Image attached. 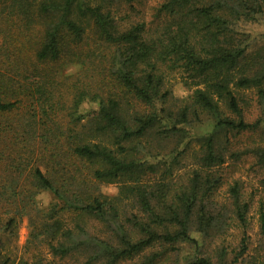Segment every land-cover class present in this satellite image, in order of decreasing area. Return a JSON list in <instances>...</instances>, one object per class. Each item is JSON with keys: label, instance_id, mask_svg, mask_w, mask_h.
I'll list each match as a JSON object with an SVG mask.
<instances>
[{"label": "trees", "instance_id": "trees-1", "mask_svg": "<svg viewBox=\"0 0 264 264\" xmlns=\"http://www.w3.org/2000/svg\"><path fill=\"white\" fill-rule=\"evenodd\" d=\"M26 3L12 0L9 11L25 16ZM263 6L264 0H166L162 10L171 17L147 31L143 24L122 28L110 0H40L35 5L32 16L42 23L43 32L33 55L27 57L12 41L0 49V159L12 152L10 166L19 173L24 163L26 168L36 159L39 165L28 170L35 193L50 191L62 211L78 223L93 220L101 232L88 235L77 224L76 235L85 242L71 245L73 230L62 229L54 219L39 234L46 233L41 237L55 243L53 256L67 257L77 248L81 264H110L155 243L197 245L192 228L204 239L219 235L214 225L223 221L224 206L227 211L230 207L234 220L244 222L247 206L241 205L237 181L228 186L226 205L213 206L217 204L211 197L219 184L214 168L225 162L221 133L255 127L243 120L240 95L255 91L264 103V55L247 54L225 32L226 26L245 14L259 13ZM89 32L100 57L92 48L84 50ZM82 55L100 58L102 78L92 86L65 88L72 93L66 103L58 69ZM171 74L194 89L191 105L175 114L166 106ZM91 94L88 102L97 103V109L76 117ZM190 109L194 116L200 110L214 120L212 132L199 140L197 168L185 177L175 176L136 158L135 143L147 137L161 117L170 121L162 133L174 134L177 125L188 121ZM259 152L264 159V150ZM113 183L120 186L116 198L96 193L98 185ZM20 212L17 215L31 222L29 212ZM14 216L7 219L6 229L13 226ZM260 222L263 232V215ZM213 257L221 264L224 251L195 257L188 264H214Z\"/></svg>", "mask_w": 264, "mask_h": 264}, {"label": "rangeland", "instance_id": "rangeland-1", "mask_svg": "<svg viewBox=\"0 0 264 264\" xmlns=\"http://www.w3.org/2000/svg\"><path fill=\"white\" fill-rule=\"evenodd\" d=\"M11 1L0 0V49H4L6 43L11 44L12 41L29 57L38 48L43 32L42 23L33 17L35 5L40 0H21L28 5L25 16L9 11ZM210 1L204 0V3ZM110 3L115 21L122 28L143 24L147 31H153L156 26L163 25L168 16L171 17L170 13L162 10L166 0H110ZM200 33L201 27L198 28V37ZM225 33L233 45L240 47L247 54L264 55V6L259 13L245 14L239 21L226 26ZM88 36L90 39H85L83 43L84 50L93 49L92 33L89 32ZM93 50L95 56L100 57V50L97 47ZM78 58L79 61L66 63L58 69L60 77H63L58 85L62 86L63 100L66 103L72 93L71 90L65 92V88L73 85L78 88L92 86L102 78L98 75L102 71L100 58L87 55ZM166 81L171 89V97L166 105L168 110L175 114L182 107L191 105L190 98L194 89L184 86L181 77L176 74H171ZM91 96L92 94L84 99L85 102L79 107L76 117L97 109V103L88 102ZM240 96L243 99L240 103L243 120L255 127L239 134L221 133L220 142L221 147H224L225 162L214 168L219 184L211 201L217 204L213 205L217 208L226 205L228 186L237 181L240 185L241 205L247 206L244 222L234 220L230 207L227 211L224 206L223 221L214 225L221 233L213 234L210 240L202 238L192 228L190 236L197 245L179 243L167 246L155 243L139 253L110 264H188L195 257H203L210 252L219 255L221 251H224L225 255L221 264H264V231L262 232L260 222L261 215L264 216V159L258 155L260 150H264V103L258 100L255 91H245ZM191 112L192 109L186 123L176 126L178 132L174 134L162 133L170 126V121L161 117L153 131L135 143L136 158L155 165L161 172H172L175 176L185 177L193 168H197L196 157L201 154L202 145L199 140L212 132L214 120L212 115L206 112L196 110L197 116ZM10 155L13 156V153L6 151L5 157L0 159V192L3 193V196H0V264L3 260H8V264H81L83 258L80 249L74 248L72 254L67 257L53 256L50 248L55 243L50 242L49 237H41L46 233L40 236L39 234L56 219L62 229L73 230L74 236L69 244L75 245L85 242L84 236L76 235L77 224L83 227L88 235L95 232L98 236L101 234L98 231L100 225L89 218L78 223L70 212L61 210V203L48 190L41 189L35 193L36 189L28 170L33 165H39V162L34 159L26 168L24 163V168L19 173L11 169V158L15 157ZM41 169L46 171L45 167ZM12 190L14 196L11 194ZM119 191L118 184H100L96 193L111 199L116 198ZM22 208L32 215L31 222L27 217L17 215ZM127 209L129 210V207ZM10 216H14L15 221L13 226L6 229L5 223ZM126 228L129 229L128 226ZM137 238L139 235L134 232V239ZM216 260L217 258L213 257L212 262L217 264ZM97 264L108 263L107 260H101Z\"/></svg>", "mask_w": 264, "mask_h": 264}]
</instances>
